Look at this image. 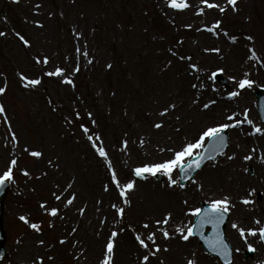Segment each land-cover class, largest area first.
<instances>
[{
  "label": "rangeland",
  "instance_id": "1",
  "mask_svg": "<svg viewBox=\"0 0 264 264\" xmlns=\"http://www.w3.org/2000/svg\"><path fill=\"white\" fill-rule=\"evenodd\" d=\"M187 3L176 9L169 0H0V176L13 175L4 211L9 255L0 264H103L113 232L111 264H220L178 229L186 231L202 200L224 198L233 264H264V131L255 132L264 129L255 97L264 87V0H237L236 9L209 0L225 11L203 0ZM58 68L61 75H49ZM221 69L229 90L210 78ZM35 79L40 83H29ZM245 79L251 85L240 88ZM225 123L232 125L227 152L185 189L164 172V182L151 173L134 177L136 168L173 159L207 128ZM129 181L134 188L122 196ZM28 214L33 223L61 226L59 239L51 244L26 230L19 220ZM249 247L253 258H245Z\"/></svg>",
  "mask_w": 264,
  "mask_h": 264
},
{
  "label": "snow or ice",
  "instance_id": "2",
  "mask_svg": "<svg viewBox=\"0 0 264 264\" xmlns=\"http://www.w3.org/2000/svg\"><path fill=\"white\" fill-rule=\"evenodd\" d=\"M203 2L208 6V7H217L220 8L221 11H225L224 8H221L220 5L218 4H213V3H209V0H203ZM228 3L232 6L233 9H236L237 6V0H228ZM169 5L173 8L176 9H184L187 8L189 5L187 3V0H169ZM201 12H203V9L200 10ZM219 21L217 22V26H219ZM0 35H3V33H0ZM19 35V34H18ZM22 40H24V43L27 44L28 41L24 39V37H20ZM233 40H235V37H232ZM249 40L254 39L253 37L249 36L248 37ZM79 51V49H78ZM214 51L219 52L220 49H214ZM85 55H87V53H84ZM45 63H47V58H45ZM107 67L111 68L112 65L109 64ZM193 67H196L195 65H193ZM77 71H79V68L76 69ZM63 69H57L55 73H49V75H61L63 73ZM222 71V69L220 70ZM25 79H27V77H25ZM66 82L68 83H72V81L70 79H68ZM30 84L32 85H36L39 84L40 81L39 79H35V80H30L29 81ZM251 81L249 80H243L240 82L239 87L240 88H244L246 85H251ZM5 91L4 88L0 87V93H3ZM238 93L233 92L230 93L231 96H236ZM174 107V105H173ZM205 108L208 107V105H204ZM4 106L2 104H0V113L4 112ZM165 112H167V109L164 110ZM89 115H91V113H89ZM245 115H247V113H245ZM229 119H232V117H229ZM94 123V121H93ZM239 123H243V121H237V124ZM248 124H252L253 122L251 120H247ZM232 125H229L227 123L225 124H220L217 125L215 127H209L207 128L200 136V138L195 142V143H189L187 144L181 151L175 152L174 158L164 161L162 163H157V164H152V165H145L143 167H138L135 169V174L137 176L143 177L144 174L147 173H151L153 175H155L156 173L159 172H164L169 176V180L171 182V184L173 185H177L179 183V181H177L176 179L172 178V172L179 168L181 169V171L185 174H187V171L191 168H200L202 162L204 161V159L207 158V152L205 153H199V152H194L195 149L198 148H202L206 138H210L211 140L214 141L213 145H210V150L212 152L218 151L219 149L224 147V131L229 128ZM156 128H160L162 127V123H157L155 124ZM264 131V129H261L260 127H255V132L260 133ZM85 132H87V129L85 128ZM89 139L91 140L92 137H89ZM125 146L127 145V141L124 142ZM98 153L107 158V152L103 149L98 147L97 148ZM32 155L39 157L42 155L41 152H33ZM186 158H191L190 160H186ZM252 157L251 156H246L244 159L245 160H250ZM13 164L15 163V161L12 162ZM109 166L111 165V162L109 161ZM113 179H116V174L115 171H113L112 173ZM11 178V173H5L3 178H0V186L3 185L5 179ZM116 184L117 186H119V181L116 180ZM135 185L134 181H129L127 184L123 185V187L121 188V192L120 194L122 196H126L127 191L130 189H133ZM181 187H183V184H180ZM59 198V197H57ZM74 199V197H73ZM68 204L72 203V199H69L67 201ZM124 203H130V201H128L127 199H125ZM229 203L230 201L227 198H224L222 200H213L210 202V206L207 209H201V208H195L190 210L192 212L193 215L197 216L200 218V222L198 225L194 224L191 227H189L186 231L185 234V230L183 228L178 229V231L182 234V239L187 241L191 236L195 235L194 229L199 228L201 230V234L202 230L205 226V224H211L213 225L214 228L218 229L220 223L223 221L225 214L230 210L229 209ZM243 203L248 204L250 203L249 200L244 199ZM115 207V206H114ZM120 213L123 214V209H119ZM58 212V209H51V214L52 215H56ZM171 218V213L168 214V219ZM21 219H26L24 217H21ZM157 223H161L160 221H158ZM162 223H168V220H164L162 221ZM257 223H259V221H257ZM32 228L34 229H39V225L37 224H32L31 225ZM233 227H237V225H233ZM241 234L243 235L245 232V229H239ZM248 231H250L253 235L256 234V230L255 229H249ZM261 233V239H264V229H260L259 230ZM163 235L165 238L169 237V233L167 230L163 231ZM117 236L116 232L112 233V236L109 239V242L107 243V256L105 258V260L103 261V264H111V259H112V253H113V248H114V237ZM154 237L155 234L153 233L152 236L149 237L150 240L153 241L154 243ZM137 240H139L140 244L143 245L145 248L148 247V244L145 243V241L143 239H141L139 237V235H137ZM63 242V241H62ZM41 243H43V241H41ZM223 246V240L222 238L219 236V233H217V239L215 242H210V247H212L214 250L217 249L218 247ZM160 250L159 245H156V251L158 252ZM224 255H227V252L225 251L223 253ZM152 255H155V253H152ZM143 259L145 261L149 260L148 256H144ZM42 260V258H41ZM188 264H196V262L194 260H190L188 261Z\"/></svg>",
  "mask_w": 264,
  "mask_h": 264
},
{
  "label": "water",
  "instance_id": "3",
  "mask_svg": "<svg viewBox=\"0 0 264 264\" xmlns=\"http://www.w3.org/2000/svg\"><path fill=\"white\" fill-rule=\"evenodd\" d=\"M258 99H259V102H260V105H259V109L261 111V114H262V117L264 119V92L263 93H260L258 94ZM214 143L212 142L210 145H213ZM210 145H209V149L207 151H210ZM220 150V149H219ZM216 153L215 152H212V156H214ZM208 156V154H207ZM210 157V156H209ZM208 158V157H207Z\"/></svg>",
  "mask_w": 264,
  "mask_h": 264
}]
</instances>
